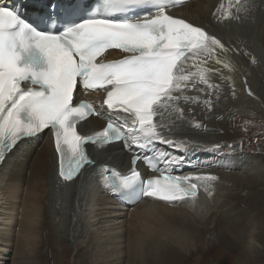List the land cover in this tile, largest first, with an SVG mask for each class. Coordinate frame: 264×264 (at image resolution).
I'll list each match as a JSON object with an SVG mask.
<instances>
[{"label": "bare ground", "instance_id": "6f19581e", "mask_svg": "<svg viewBox=\"0 0 264 264\" xmlns=\"http://www.w3.org/2000/svg\"><path fill=\"white\" fill-rule=\"evenodd\" d=\"M22 1L24 10L41 7L38 0ZM5 3L9 1L0 0V4ZM241 4L239 12L232 0H191L168 9L174 17L202 27L218 38L228 49L219 58L230 61L232 66L229 71L216 64L214 59L209 61L208 67L222 73L210 76V82L218 87L205 91L188 90L184 95L192 99H182L178 105L183 114L174 110L164 114V127L160 131L180 147L158 144L156 152L148 153L129 150L123 140L108 146L90 144L87 151L93 161L92 167H87L68 184L61 183L57 176L59 156L51 130L21 141L11 151L0 167V264H7L13 249L19 259H24L23 249L29 248L27 246L34 234L30 231L36 222L43 224V231L54 243L70 246L75 252L85 250L86 254L91 245L97 251L95 256H99V251L105 252L102 247L115 246L120 258L112 260L113 264L129 263L131 257L123 260V255L127 252L137 254L144 246L147 255L152 251L158 252L163 260H167L166 263L177 262L178 253L188 244L199 249L207 246L210 252L230 246L229 249L248 260L245 252L240 254L244 248L229 238L231 229L241 227V221L229 220L244 214V211L245 214L264 212L263 189L259 194L263 200L257 198L263 185L256 181L260 178V169L254 160L256 157L252 154L253 159L245 148L236 145L240 136H236L235 128L238 125L236 120L247 115L264 119V83L261 77V72H264V0H244ZM228 12L231 16L225 18ZM123 55L119 51H111L103 59L110 61ZM198 87L205 88L204 85ZM75 97L76 102L88 100L100 110L105 93L86 92L78 87ZM106 113L105 108L102 115L91 116L79 125L78 131L84 135L101 131L108 122ZM156 119L160 121L161 118L158 116ZM161 152L167 153L174 162L165 164L159 159ZM136 155L155 157L162 162L161 167H169L177 171V175H210L216 179L192 181L201 188L195 204L190 200L169 203L143 199L136 206L127 202L125 205L105 186L104 169L108 167L128 173ZM139 172L149 177L153 175L143 169L142 163L139 164ZM247 192L250 194L246 197ZM243 226L241 231L246 230L245 223ZM85 239L89 240L86 246ZM247 239L245 248L256 245L251 234ZM88 256L85 255V260ZM151 264L159 263L154 260Z\"/></svg>", "mask_w": 264, "mask_h": 264}, {"label": "snow or ice", "instance_id": "6c2138e0", "mask_svg": "<svg viewBox=\"0 0 264 264\" xmlns=\"http://www.w3.org/2000/svg\"><path fill=\"white\" fill-rule=\"evenodd\" d=\"M180 3L98 0L86 18L80 16L78 3L59 13L53 5L48 16L33 22L16 8L0 4V162L20 141L46 129L52 132L59 176L65 181L93 163L85 147L89 144L123 140L129 150L144 152H156L158 144L180 147L160 131L164 114L169 110L183 114L179 102L192 99L184 95L186 91L218 87L210 76L222 73L208 67L209 61L232 70L230 61L219 58L228 49L218 38L169 14L168 9ZM241 7V0H236V11ZM230 16L231 12L225 14ZM111 49L124 55L106 61L102 57ZM78 87L105 93L100 110L88 100L76 102ZM105 108L108 122L101 131L92 135L78 131V125L102 115ZM138 159L139 155L133 157L129 174L106 170L111 175L105 177L107 188L133 203L150 197L195 204L198 187L192 181L216 179L162 172L142 181L135 168ZM159 159L174 162L164 152Z\"/></svg>", "mask_w": 264, "mask_h": 264}, {"label": "rangeland", "instance_id": "374dc122", "mask_svg": "<svg viewBox=\"0 0 264 264\" xmlns=\"http://www.w3.org/2000/svg\"><path fill=\"white\" fill-rule=\"evenodd\" d=\"M35 2H37L35 0ZM42 0H38V3L42 5ZM263 49V48H262ZM264 52V49H263ZM264 72H261V77H262V82L264 83ZM242 119V120H241ZM238 118L236 120V123L238 125H235V128L237 130V135L240 136L238 139V143L236 142V145H239L247 150V152L250 154L252 157H256V164L259 167V176L256 181L260 182L263 186L259 188L257 198L259 200H263L261 190H264V119L259 118L258 116H248L244 118ZM234 125V123H233ZM246 143V145L244 144ZM260 146V147H259ZM263 148V149H262ZM254 150V151H253ZM258 151V152H257ZM256 152V153H255ZM253 154V155H252ZM259 162V163H258ZM262 162V163H261ZM262 169V171H261ZM250 178V177H247ZM246 178V179H247ZM259 180V181H258ZM261 189V190H260ZM250 193L247 192L244 196H248ZM259 195V196H258ZM24 196H22L20 204L21 209L23 208V202H24ZM233 197V196H232ZM251 214V215H250ZM242 216V218H241ZM249 216V218H248ZM35 219V218H33ZM235 223H238L241 227L231 229L229 238L233 241V243L239 247H242L244 249H241L242 252L240 254H245L249 256L248 260H246L244 257L239 256V254L235 253L234 250L229 249L227 247H223L220 250H217L215 252H210L208 251L207 246L203 249H199L196 245L194 244H188L185 245V249H182L181 252L178 253V257L175 259L177 262H171V263H166L167 260H163L162 256L160 253H155L152 251L150 252L149 255L148 252L144 251L146 249V246H144V249L140 250L137 252V254H124L123 255V260L126 258L130 259V262L126 263L123 261V264H151L152 261L157 260L159 264H264V212L262 211H250L248 213L242 215H238L235 217V219L231 218L229 221H233ZM247 220V221H246ZM26 222V221H24ZM243 223L246 225V230L241 231L244 226ZM255 225V226H254ZM253 228V229H252ZM38 229V230H37ZM211 229V228H208ZM226 229V228H225ZM252 231V232H251ZM30 233H34L33 237L35 236V239L31 237V246L30 242L27 247L29 248H24V259H19V255L17 254L16 250L13 249L11 252V258L7 262V264H13V258H15V264H113L112 260L115 258H120V252L117 251L116 247L113 245H110L108 248L102 247L101 250L105 252H98L99 256H95L97 254V251L94 249V247L89 245L88 248V253L84 254V251L78 250L75 252L70 246H64L63 244L60 243H54L52 238L50 239L49 236H47L46 232L43 231V224L41 222H36V224H33V230L30 231ZM39 233V234H38ZM18 234V233H16ZM250 234L254 238V242L256 245H253L251 248L247 249L246 246V239L249 238ZM241 235V236H239ZM22 236V235H21ZM20 236V238H21ZM17 237V235H16ZM15 237V238H16ZM45 237V238H44ZM216 238L214 234V239ZM19 239V237H18ZM37 239V241H35ZM89 239V238H87ZM85 239L84 243L86 241H89ZM17 240V239H15ZM44 240V241H43ZM242 240V241H240ZM39 241V243H38ZM50 241V242H49ZM52 241V242H51ZM248 241V239H247ZM36 244L38 245H34ZM44 242V243H43ZM27 243V242H26ZM24 243V244H26ZM50 243V244H49ZM54 243V244H53ZM87 243V244H86ZM85 243V246L88 245V242ZM245 243V244H243ZM48 246H47V245ZM218 244V242H216ZM46 245V246H45ZM23 246V245H22ZM31 246V247H30ZM52 246V247H51ZM34 247V248H33ZM57 247H59L57 249ZM222 247V246H220ZM37 248V249H36ZM186 248H189L186 250ZM57 249V250H56ZM61 250V251H60ZM73 250V251H72ZM92 250V255L90 254V251ZM94 250V251H93ZM39 251V252H38ZM72 251V252H71ZM41 252V253H40ZM75 252V253H74ZM245 252V253H244ZM74 253V254H73ZM17 254V256H16ZM40 254V255H38ZM42 254V255H41ZM89 254L88 260H85V255ZM153 255V258H152ZM38 256V258H36ZM42 256V257H41ZM95 256V257H94ZM147 256V257H146ZM135 259H134V258ZM155 257V259H154ZM35 261H33L34 259ZM42 258V259H41ZM144 259V261H143ZM151 259V260H150ZM38 260V261H36ZM135 260V261H134ZM147 261V262H146ZM118 264V262H117Z\"/></svg>", "mask_w": 264, "mask_h": 264}]
</instances>
